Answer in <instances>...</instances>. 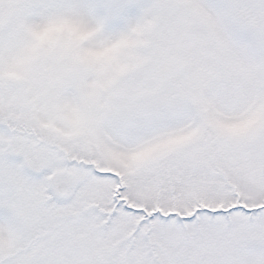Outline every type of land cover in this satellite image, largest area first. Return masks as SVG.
<instances>
[{"label":"snow or ice","instance_id":"1","mask_svg":"<svg viewBox=\"0 0 264 264\" xmlns=\"http://www.w3.org/2000/svg\"><path fill=\"white\" fill-rule=\"evenodd\" d=\"M0 264H264V0H0Z\"/></svg>","mask_w":264,"mask_h":264}]
</instances>
